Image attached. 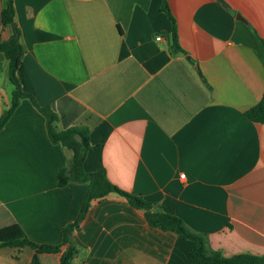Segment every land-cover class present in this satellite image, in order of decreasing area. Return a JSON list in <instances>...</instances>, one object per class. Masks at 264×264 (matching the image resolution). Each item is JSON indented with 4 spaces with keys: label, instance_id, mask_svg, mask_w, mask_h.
I'll return each mask as SVG.
<instances>
[{
    "label": "crops",
    "instance_id": "obj_1",
    "mask_svg": "<svg viewBox=\"0 0 264 264\" xmlns=\"http://www.w3.org/2000/svg\"><path fill=\"white\" fill-rule=\"evenodd\" d=\"M167 3L184 52L171 48L162 0H13L24 51L17 78L55 111L57 130L62 116L101 118L85 172L103 169L119 189L174 213L210 250L264 256V122L244 115L264 92V0ZM11 33L0 21V42ZM12 91L0 53V116ZM71 155L21 99L0 130V228L17 224L36 244L62 243L87 192L57 184ZM73 241L72 264H190L193 248L116 193L92 200ZM33 255L29 246L1 247L0 264ZM40 262L59 264V254Z\"/></svg>",
    "mask_w": 264,
    "mask_h": 264
},
{
    "label": "trees",
    "instance_id": "obj_2",
    "mask_svg": "<svg viewBox=\"0 0 264 264\" xmlns=\"http://www.w3.org/2000/svg\"><path fill=\"white\" fill-rule=\"evenodd\" d=\"M160 11L165 14L172 24L170 34L172 50L174 52H184L178 44L176 24L169 10L167 0H162ZM14 16L13 0H6L4 7L0 11V21L2 25L10 26L12 33L7 40L0 42V53L8 60V75L13 85V91L9 108L0 116V130L10 119L20 100L23 98L29 99L32 105L44 116L50 140L54 144L65 147L72 152L66 165L57 173L58 186L63 187L70 182L83 183L87 187V192L75 220L63 226L61 244H36L27 238L19 225L12 224L0 228V248L17 247L20 249L24 246H29L34 250V255L29 264H41L40 255L49 253L59 254V264H72V260L77 254L73 241V231L79 227V224L84 219L92 200L102 198L109 193H116L134 208L143 210L145 220L149 226L174 233L184 240L193 242V248L187 255L190 264H264V256L236 254L231 257H225L220 250L208 249L206 235L192 231L174 213L164 212L157 204L151 203L139 195L119 189L108 180L103 169L90 173L85 172L82 168L83 161L86 154L93 148L89 141V132L96 128L102 120L99 116L89 111H85L83 114L73 118L62 116V128L57 130L55 123L59 120V117L51 106H41L32 94L22 90L16 74L24 51L19 42L20 32L16 26ZM257 45L260 56L263 58V41L259 37H257ZM244 115L252 122H264V92L261 99L246 110ZM62 246H67L66 251L61 250Z\"/></svg>",
    "mask_w": 264,
    "mask_h": 264
},
{
    "label": "water",
    "instance_id": "obj_3",
    "mask_svg": "<svg viewBox=\"0 0 264 264\" xmlns=\"http://www.w3.org/2000/svg\"><path fill=\"white\" fill-rule=\"evenodd\" d=\"M220 1H222V0H220ZM236 18H238V19L244 21V19H243L240 15H238V14L236 15ZM66 249H67V246H62V247H61V250H62V251H66Z\"/></svg>",
    "mask_w": 264,
    "mask_h": 264
},
{
    "label": "built area",
    "instance_id": "obj_4",
    "mask_svg": "<svg viewBox=\"0 0 264 264\" xmlns=\"http://www.w3.org/2000/svg\"><path fill=\"white\" fill-rule=\"evenodd\" d=\"M162 38H161V36H156L155 37V40H157V41H159V40H161ZM180 177L181 178H184V174L182 173V174H180Z\"/></svg>",
    "mask_w": 264,
    "mask_h": 264
}]
</instances>
